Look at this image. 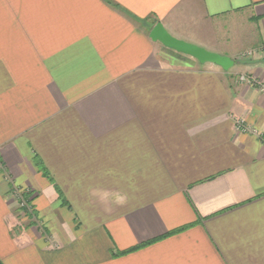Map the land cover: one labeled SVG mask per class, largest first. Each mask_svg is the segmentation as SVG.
<instances>
[{"label":"crops","instance_id":"obj_1","mask_svg":"<svg viewBox=\"0 0 264 264\" xmlns=\"http://www.w3.org/2000/svg\"><path fill=\"white\" fill-rule=\"evenodd\" d=\"M242 74L264 84V0H0V264H264Z\"/></svg>","mask_w":264,"mask_h":264},{"label":"water","instance_id":"obj_2","mask_svg":"<svg viewBox=\"0 0 264 264\" xmlns=\"http://www.w3.org/2000/svg\"><path fill=\"white\" fill-rule=\"evenodd\" d=\"M153 41L161 42L164 46L173 49L179 53L189 55L201 64L214 63L228 71L235 64L232 58L209 51L201 46L187 42L172 35L162 22L157 23L150 32Z\"/></svg>","mask_w":264,"mask_h":264},{"label":"built area","instance_id":"obj_3","mask_svg":"<svg viewBox=\"0 0 264 264\" xmlns=\"http://www.w3.org/2000/svg\"><path fill=\"white\" fill-rule=\"evenodd\" d=\"M239 81L246 83L248 85H251V86H256L261 92L264 93V84L252 76H249L247 74H242L239 77ZM238 127L242 129L243 131H247L249 129L243 123H239ZM19 199H21V205L26 209V211L30 210L32 212V205L30 204L29 200L26 198H22V196L20 195H19Z\"/></svg>","mask_w":264,"mask_h":264},{"label":"rangeland","instance_id":"obj_4","mask_svg":"<svg viewBox=\"0 0 264 264\" xmlns=\"http://www.w3.org/2000/svg\"><path fill=\"white\" fill-rule=\"evenodd\" d=\"M25 198H26V197H25ZM26 199H29V198H26ZM20 208L24 210L25 214H26V213L31 214V215H29V216H30L29 218H31V219H30L31 222H34L35 220H37L36 217L34 216L33 210H32V212H31L30 210H29V211H26V209H25L22 205H20ZM30 212H31V213H30ZM26 215H27V214H26ZM27 222L29 223V221H27Z\"/></svg>","mask_w":264,"mask_h":264},{"label":"trees","instance_id":"obj_5","mask_svg":"<svg viewBox=\"0 0 264 264\" xmlns=\"http://www.w3.org/2000/svg\"><path fill=\"white\" fill-rule=\"evenodd\" d=\"M26 198H29V196L27 195V197Z\"/></svg>","mask_w":264,"mask_h":264}]
</instances>
